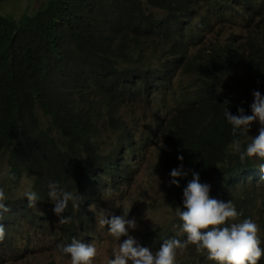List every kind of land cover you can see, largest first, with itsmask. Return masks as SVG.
I'll return each instance as SVG.
<instances>
[{"label": "trees", "instance_id": "16d2710c", "mask_svg": "<svg viewBox=\"0 0 264 264\" xmlns=\"http://www.w3.org/2000/svg\"><path fill=\"white\" fill-rule=\"evenodd\" d=\"M236 9L251 14L243 46L229 41L190 52L216 22L229 14L242 17ZM176 69L202 73L183 94L199 98L205 125L198 113L187 114L181 124L173 119L175 133L191 145L193 162L201 149L230 140L225 108L236 115L242 107L250 115L252 92L264 95V0H46L18 19L0 14V156L7 155L8 172L15 176L9 182L27 175L45 206L51 202V182L82 197L79 211L69 203L64 215L73 220L53 230L57 237H84L71 232L73 221L84 225L88 207L105 188L130 179L131 163L142 154L136 156L135 146L156 133L149 129L145 142H136L120 106L107 95L134 99L144 89L153 98L171 83ZM183 123L192 125L186 133ZM101 129L117 134L110 148H102ZM6 204L10 212L2 221L6 239L0 248L11 241L13 219L23 211L30 213L23 219L37 233H48L43 221L54 219L30 212L27 199ZM171 206L184 210L183 197L173 193ZM154 238L150 234L148 242Z\"/></svg>", "mask_w": 264, "mask_h": 264}, {"label": "clouds", "instance_id": "9594fccd", "mask_svg": "<svg viewBox=\"0 0 264 264\" xmlns=\"http://www.w3.org/2000/svg\"><path fill=\"white\" fill-rule=\"evenodd\" d=\"M252 96L250 115L245 114L242 107L237 108L236 115L231 114L225 108L224 116L230 127V140L201 149L193 156V162L189 161L190 153L187 150L191 145L175 133L177 128L173 119L176 118L181 124L183 117L187 114L198 113V121L201 125H205L207 119L200 115L197 96L191 95L187 98L183 94L189 107L181 113L171 111L167 116L168 124L163 123L164 119L160 121L156 126L155 135L148 137V143H137L136 156H140L145 145L146 147L150 143L155 145L157 164L161 162L166 164L170 187L177 190L176 192L171 191L170 197L172 198L173 193L183 197L184 210L171 206L176 209L177 221L173 225L175 229L166 228L165 231L168 234H156L158 238L150 239L149 242L150 235L147 233V236L140 237L139 246L137 241L129 235V229L137 227L135 219L128 218L133 204L124 206L121 215L111 216V218H107L106 211L101 209L96 219L98 226L100 228L107 226V234L116 242L121 237H127L122 243L116 244L112 252L114 258H108L106 264H129V262L130 264H177L178 255L186 254L190 246L195 249L196 253L201 254V259L204 255L203 259L213 264H259L264 259V247H262L264 237L262 228L264 226V95L259 91H253ZM120 117L122 118L121 113ZM253 122L259 124L258 134L254 138L248 136ZM183 124L184 133H186L192 125ZM205 132L206 130L203 134ZM203 134L199 142L204 140ZM102 143V148L106 149L103 141ZM112 143L107 148H110ZM144 151L135 163H131L132 167L142 160ZM2 175L15 179L14 174L10 172ZM178 181L183 184H179ZM119 187L117 185L112 189L107 186L104 192L107 189L116 190ZM47 188L48 198L54 204L53 213L42 215L33 212V214L45 218L52 217L53 225L56 224L55 230H58L61 225L69 224L73 220L72 216L64 215L69 203L74 210L79 211L82 197L77 192L61 188L55 182L49 183ZM22 195L27 199L28 207L36 208L38 197L30 187L26 188ZM7 199L4 187H0V242L6 239L5 225L2 221L5 214L10 212L6 204ZM87 212L90 214L89 210ZM73 222L74 229L71 232H81L85 237V228H89L86 224L91 223L90 215L84 225ZM153 233L154 231L151 232V237L155 236ZM68 235L69 233L60 234V238L64 239L67 244L58 246L59 256L62 259L70 258V264H94L100 255L96 245L83 243L85 239L81 235H71L72 238L68 240ZM143 238L147 239V242ZM13 245L14 241L11 237V241L9 240L4 247L0 248V252L11 251ZM150 249L157 252L153 254ZM1 256L0 253V261Z\"/></svg>", "mask_w": 264, "mask_h": 264}, {"label": "rangeland", "instance_id": "374dc122", "mask_svg": "<svg viewBox=\"0 0 264 264\" xmlns=\"http://www.w3.org/2000/svg\"><path fill=\"white\" fill-rule=\"evenodd\" d=\"M45 1L0 0V14L18 19L23 14H32ZM236 11L242 17L236 18L229 14L223 21L216 22L211 27L210 33L198 37L195 47L191 48L190 52L193 54L196 49H211L215 44H224L229 41H233L238 46H243V42H246L247 31L251 26L248 21L251 14L245 13L241 9H236ZM155 13L159 14V12ZM229 36H232L233 39L228 38ZM150 65L158 66L154 61H151ZM200 74L202 73L196 69L188 71L176 69L172 74L171 83H168L167 88L152 93L153 98L147 97L144 89L137 91L134 99H127L123 95L108 94L107 96L112 102L120 106L121 116L127 124V129L132 133L133 139L136 142H145L144 138L147 134L149 135V129H157L156 126L163 119V123L168 124L167 116L171 111L181 113L189 107L188 101L183 97V92L197 85L194 79ZM216 82L225 84L227 81L220 78L219 82L218 80ZM38 114L41 113L38 112ZM103 121L105 118L102 119ZM258 129L259 124L253 122L248 136L254 138L258 134ZM116 137L117 134L110 130H100L99 138L101 142H104L106 148L116 140ZM145 147L146 145L142 151ZM157 162V150L155 145L150 143L144 151L142 160L130 170L132 174L130 179L126 182L123 181V185L116 190L107 189L97 203L88 207L91 223L86 224L89 228H85L83 243H94L98 248L100 255L94 264H106L108 258H114L112 252L116 244L122 243L127 238L121 237L116 242L107 234V226L105 228L98 226L96 219L101 209L106 211L107 218H111V216L121 215L124 206L133 204L128 213V218H134L137 227L129 229V235L137 241L139 246L140 237L147 236V233L150 235L154 231L153 234L155 235L168 234L165 231L166 228L175 229L173 225L177 221L176 209L171 207L170 192L177 190L170 187L171 184L166 174V164L164 162L157 164ZM8 171L7 155L2 154L0 156V187H4L8 196L7 200L23 199L22 193L26 188L30 187L33 191V181L30 177L23 175L18 182L10 183L8 177L2 175ZM53 206L52 202L45 206L42 202L37 201L36 208H31L30 212L50 215L53 213ZM23 212L13 219L11 237L14 245L11 251L0 252L2 254L0 264H70V258L62 259L59 256L58 246L67 243L53 232L56 229V224L53 225L49 219H46L43 221V226L48 230V233H37L34 225L23 219L30 213ZM150 251L153 254L157 252L154 249H150ZM200 255L190 246L186 254L178 255L177 264H186V262L187 264H213L207 259H201Z\"/></svg>", "mask_w": 264, "mask_h": 264}]
</instances>
